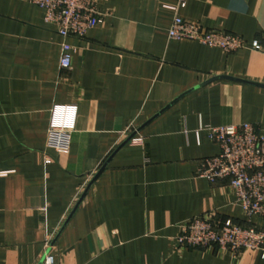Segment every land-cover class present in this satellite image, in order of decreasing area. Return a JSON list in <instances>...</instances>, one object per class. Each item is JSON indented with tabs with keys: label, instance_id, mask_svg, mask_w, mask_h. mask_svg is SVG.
<instances>
[{
	"label": "crops",
	"instance_id": "1",
	"mask_svg": "<svg viewBox=\"0 0 264 264\" xmlns=\"http://www.w3.org/2000/svg\"><path fill=\"white\" fill-rule=\"evenodd\" d=\"M176 4L99 0L111 14L79 39L28 0H0V264H39L45 247L54 264H264L256 250L177 240L206 212L264 229L227 180L198 176L219 147L197 131L249 122L264 133V50L250 48L264 47V0ZM175 14L245 48L169 40ZM56 106L75 110L66 151L47 146Z\"/></svg>",
	"mask_w": 264,
	"mask_h": 264
},
{
	"label": "built area",
	"instance_id": "2",
	"mask_svg": "<svg viewBox=\"0 0 264 264\" xmlns=\"http://www.w3.org/2000/svg\"><path fill=\"white\" fill-rule=\"evenodd\" d=\"M40 7L44 22L56 28L63 38L82 39L89 29L101 23L111 10H100L99 0H28ZM187 0H177V11ZM168 39L197 41L210 47H218L231 53L245 48L243 39L235 34L210 30L197 23L184 20L175 14L168 28ZM250 48L263 51L258 40ZM70 46L63 44L60 67L71 65ZM74 107L56 106L48 129L47 146L54 150H68L70 132L73 129ZM208 138L215 142L219 151L203 158L198 167V176L211 183L227 180L235 194V201L247 218H264V133L253 123L243 122L204 128ZM134 142H140L134 138ZM51 162L50 157L45 163ZM177 240L181 246L240 252L244 249L259 251L264 257V229L250 222L240 224L230 218H220L214 212L194 216L180 225ZM40 264H54V257L45 247Z\"/></svg>",
	"mask_w": 264,
	"mask_h": 264
},
{
	"label": "water",
	"instance_id": "3",
	"mask_svg": "<svg viewBox=\"0 0 264 264\" xmlns=\"http://www.w3.org/2000/svg\"><path fill=\"white\" fill-rule=\"evenodd\" d=\"M40 264V263H39Z\"/></svg>",
	"mask_w": 264,
	"mask_h": 264
}]
</instances>
